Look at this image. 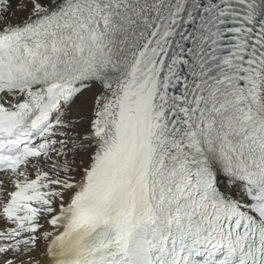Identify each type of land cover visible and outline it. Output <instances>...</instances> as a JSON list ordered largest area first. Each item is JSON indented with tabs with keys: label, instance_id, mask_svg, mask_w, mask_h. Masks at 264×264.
Returning a JSON list of instances; mask_svg holds the SVG:
<instances>
[{
	"label": "snow or ice",
	"instance_id": "6c2138e0",
	"mask_svg": "<svg viewBox=\"0 0 264 264\" xmlns=\"http://www.w3.org/2000/svg\"><path fill=\"white\" fill-rule=\"evenodd\" d=\"M0 264H264V0H0Z\"/></svg>",
	"mask_w": 264,
	"mask_h": 264
}]
</instances>
